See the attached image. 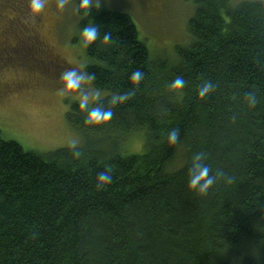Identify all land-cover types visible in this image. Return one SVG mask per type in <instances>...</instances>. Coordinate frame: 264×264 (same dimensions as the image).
<instances>
[{
    "label": "trees",
    "instance_id": "1",
    "mask_svg": "<svg viewBox=\"0 0 264 264\" xmlns=\"http://www.w3.org/2000/svg\"><path fill=\"white\" fill-rule=\"evenodd\" d=\"M192 2L174 62L152 57L128 13L77 2L78 26L99 32L84 74L105 96L66 113L81 146L39 153L0 132V264H264V0ZM94 107L110 118L90 122ZM203 165L215 184L201 196L189 180Z\"/></svg>",
    "mask_w": 264,
    "mask_h": 264
},
{
    "label": "rangeland",
    "instance_id": "2",
    "mask_svg": "<svg viewBox=\"0 0 264 264\" xmlns=\"http://www.w3.org/2000/svg\"><path fill=\"white\" fill-rule=\"evenodd\" d=\"M78 1L42 0L44 7L40 13L44 17L37 31L48 41L50 60L62 61L70 70L84 74L89 60L82 37L83 29L78 26ZM242 1L246 0H231V5L235 7ZM22 3L25 6L21 0H0V13L13 17L12 10L20 9ZM60 3H63V8L59 7ZM93 4L128 13L153 58L174 62L176 47L188 46L192 41L188 33V22L194 13L192 0H89V5ZM14 24V19L0 18V45L7 48L1 49L4 53H1L0 62L2 137L39 153L83 145V136L69 124L66 113L73 103H80L82 94L91 97L98 93L90 106L95 100L103 98L105 93L95 90L89 81L83 82L79 90L68 89L62 79L67 70L60 71L50 61H42L37 52L30 55L25 46L17 44V40L21 39L15 38L16 31L10 27ZM10 44L14 49L8 50ZM125 150L140 153L143 150L142 139L127 140ZM181 158L179 153L177 166Z\"/></svg>",
    "mask_w": 264,
    "mask_h": 264
},
{
    "label": "clouds",
    "instance_id": "3",
    "mask_svg": "<svg viewBox=\"0 0 264 264\" xmlns=\"http://www.w3.org/2000/svg\"><path fill=\"white\" fill-rule=\"evenodd\" d=\"M89 6V0H81V7L87 8ZM44 7L42 0H32L30 4V8L32 13H39L41 9ZM60 8H63V3H60ZM99 32L98 28L93 26H86L82 30V37L85 41L86 46L93 43L98 38ZM104 41L107 42L110 37L106 34L104 36ZM142 74L137 71L133 73L131 79L134 83L139 82ZM62 79L66 82V87L68 89H81V85L83 82L89 81L92 79L91 76H85L84 74L78 73L75 69L68 70L63 73ZM185 81L183 78L177 77L169 86L171 90L176 93H181L182 89L185 87ZM213 91V86L210 81H205L199 88L198 95L200 98H204L209 95ZM98 93H94L91 97L87 94H82L80 99V107L87 108L90 104L91 100H94ZM126 96H117L116 99L124 100ZM246 102L248 103L249 108H254L257 104V99L254 94H248L245 97ZM115 102V100L113 101ZM111 116V112L101 111L99 108H91L89 111V121L90 122H100L101 120H108ZM179 136L178 130H173L168 134V143L174 144L176 143ZM75 144V142H73ZM79 155V153H76ZM195 159H199L197 156ZM111 170L102 171L97 175V183L98 186L111 184L112 176L110 174ZM210 168L207 165L200 166L198 171L193 173L192 178L189 180V188L195 190L199 195L204 196L207 195L209 189L215 184V178L210 176ZM231 182V181H229Z\"/></svg>",
    "mask_w": 264,
    "mask_h": 264
},
{
    "label": "flooded vegetation",
    "instance_id": "4",
    "mask_svg": "<svg viewBox=\"0 0 264 264\" xmlns=\"http://www.w3.org/2000/svg\"><path fill=\"white\" fill-rule=\"evenodd\" d=\"M24 1L25 6H23V3L21 5V8L18 10H12L13 17L5 16L4 14L0 13V18H7L10 21L14 19L15 26L13 27L12 25L10 26L12 28V31L15 29V38L19 37L17 40V44L23 45L29 50L30 55H33V53L37 52V54L41 57L42 61H50L52 65H55L60 71L61 70H70V67L62 61H59L57 59H51V53H50V48L48 41L44 38V36L37 31V26H39V22L43 20V15L39 13H32L30 4L32 0H21ZM5 28H8V26H4ZM9 29V28H8ZM19 33V34H18ZM10 37V36H9ZM12 37V35H11ZM2 46V45H1ZM2 48H5L2 46ZM11 50L12 44L9 46ZM7 49V48H5ZM14 49V48H12ZM54 56V55H53ZM56 57V56H54Z\"/></svg>",
    "mask_w": 264,
    "mask_h": 264
}]
</instances>
